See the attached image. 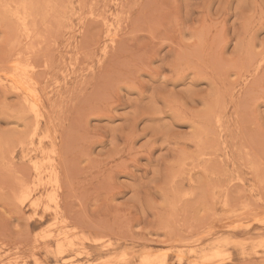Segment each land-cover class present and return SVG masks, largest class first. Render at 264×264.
Masks as SVG:
<instances>
[{
	"label": "rangeland",
	"instance_id": "rangeland-1",
	"mask_svg": "<svg viewBox=\"0 0 264 264\" xmlns=\"http://www.w3.org/2000/svg\"><path fill=\"white\" fill-rule=\"evenodd\" d=\"M162 263L264 264V0H0V264Z\"/></svg>",
	"mask_w": 264,
	"mask_h": 264
},
{
	"label": "bare ground",
	"instance_id": "bare-ground-1",
	"mask_svg": "<svg viewBox=\"0 0 264 264\" xmlns=\"http://www.w3.org/2000/svg\"><path fill=\"white\" fill-rule=\"evenodd\" d=\"M31 31V30H30ZM17 62V61H16ZM12 65H13V63H12ZM15 65H18V63L17 64H15ZM28 65V64H27ZM17 67H19V66H17ZM13 69H14V67H12ZM11 72H13V71H11ZM20 72V71H19ZM19 72H18V74H19ZM23 72H25V71H23ZM14 73V72H13ZM21 73V72H20ZM17 74V73H16ZM27 74V73H26ZM26 74H23V75H21V76H18L17 75V77H15L14 79H12V80H7V83L9 84V85H11L12 87H14L15 89H17V90H19V91H21V92H23V93H25L26 95H30V94H35V89L34 88H32L31 87V85H30V82L27 80V75ZM12 76V75H11ZM14 76V75H13ZM29 78V77H28ZM33 80H35V79H33ZM3 81V80H2ZM31 108L34 110V111H36V113L37 114H39V102L38 101H33L32 103H31ZM38 130H39V127H38ZM37 131V130H36ZM64 165V164H63ZM52 174V173H51ZM40 176V175H39ZM54 178H56V175H55V177ZM54 181V180H53ZM56 181V180H55ZM57 183H58V181H56ZM28 187H30V186H28ZM28 187H26V189L25 190H28L29 188ZM22 188H23V186H22ZM31 188V187H30ZM21 189V188H20ZM23 192H25V190H24V188L23 189H21ZM20 190V191H21ZM31 190V189H30ZM30 190H28V192L30 191ZM32 191V190H31ZM55 192V191H54ZM57 192V191H56ZM33 193V192H32ZM21 194V198L26 194H24V193H20ZM22 194H24L23 196H22ZM26 195H28V194H26ZM19 196V195H18ZM20 198V199H21ZM25 199H27L28 200V203H29V205L30 206H33V207H36L37 205H38V199H35L31 194H29L28 196H25ZM22 200H23V198H22ZM55 205H57L58 206V204H55ZM53 212L56 214V213H58V209L57 208H54L53 209ZM81 221V220H80ZM96 225V224H95ZM90 226V225H89ZM93 228V227H92ZM208 230V229H207ZM177 241V240H176ZM62 243V242H61ZM62 247V246H61ZM61 250V249H60ZM63 250H64V248H63ZM64 253V252H63ZM162 264H164V263H162Z\"/></svg>",
	"mask_w": 264,
	"mask_h": 264
}]
</instances>
